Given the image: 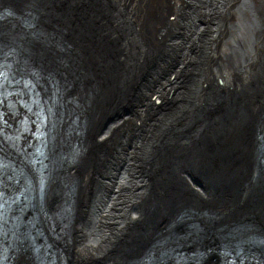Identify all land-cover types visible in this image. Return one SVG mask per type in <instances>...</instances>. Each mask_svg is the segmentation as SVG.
<instances>
[{"label":"bare ground","instance_id":"6f19581e","mask_svg":"<svg viewBox=\"0 0 264 264\" xmlns=\"http://www.w3.org/2000/svg\"><path fill=\"white\" fill-rule=\"evenodd\" d=\"M27 2L23 12L11 2L0 5L11 6L9 15L3 13L8 7L0 8V58L8 60L13 76L29 75L44 94L36 99L14 90L15 100L7 103L0 90V121L6 123L0 128V151L12 163L0 172V185L17 191L24 182L37 181L32 167L22 161L20 145L31 142L24 129L39 125L49 107L48 176L42 194H35L0 226V259L7 264H40L44 258L40 246L49 245L47 258L53 263L55 259V264H84L99 257V264H138L142 254V264H224L225 249L237 250L240 264H264V0H185L179 7L176 0H119L112 19L129 28L122 39L126 47L137 43L143 50L147 19L157 14L167 18L166 25L176 27L172 45L178 53L175 65L149 84L134 107L117 111L105 127L93 122L102 89L83 86L63 60L78 50L77 35H71L63 14L61 19L55 16L59 10L50 0ZM90 4L83 9L91 11ZM37 6L48 11L53 28L47 27L41 12L30 28L11 16L30 18ZM116 27H111L114 34ZM58 48L64 50L59 68L47 66L41 51ZM121 58L127 65L125 55ZM26 68L31 74L20 73ZM50 74L60 79L58 89L48 85ZM0 84L9 87L10 78ZM114 104L117 108L118 102ZM103 115L99 112L100 118ZM132 123L137 126L130 130ZM11 127L20 133L3 131ZM74 128L78 133L68 135ZM92 133L95 140L114 142L108 156L97 158L104 164L82 218L78 214L84 175L77 168L91 162ZM71 139L81 143V151L64 163L63 152ZM160 151L178 154L177 173L184 182L180 188L194 193L190 200L194 209L178 207L152 223L147 206L154 196L149 189L153 179L166 177L168 161ZM196 169L206 171L204 184L192 176ZM71 183L73 202L66 220L62 209L70 190L64 185ZM215 183L234 187L216 195ZM209 193L211 199L206 197Z\"/></svg>","mask_w":264,"mask_h":264},{"label":"water","instance_id":"95a60500","mask_svg":"<svg viewBox=\"0 0 264 264\" xmlns=\"http://www.w3.org/2000/svg\"><path fill=\"white\" fill-rule=\"evenodd\" d=\"M176 1L177 7L183 5L182 0ZM50 2L53 3L54 9L59 10L58 13H54L55 16L61 19L63 18L61 16L63 14L65 16L63 19H67L68 22L65 23L66 27L73 30L71 35H77L78 37L79 48L75 52V55L64 57L63 60H67L69 66L79 76V81L83 86L87 88L96 86L103 91L98 100L96 115L93 117V122L96 126L105 127L120 109L121 111L131 110L134 107V101L138 100L149 84L166 74L170 69L169 66L173 64L176 46L172 44L177 32L176 27L172 24L171 26L166 25V22H169L166 17H158L157 14L150 16V24L145 27L146 36H143V50L139 51L137 43H131V46L126 47L122 42L129 28L124 24L118 26L113 22V11L117 8L119 0H82L80 2L73 0H50ZM173 2L175 3V0ZM89 4L91 5V11L83 9L88 8ZM35 17V14L30 11V18L21 17L23 19L19 22L21 25H25L26 28H30ZM2 18L0 17V19ZM111 27L117 28L115 35L108 34V29ZM34 48L39 50L40 46L34 45ZM58 49L60 51H50L51 49L41 51L45 57L42 60L47 66L58 64L57 68H59L62 57L60 52L64 50ZM19 52L22 55L20 49ZM121 55H125L127 65L124 64L125 62L122 60ZM162 63L165 64L162 65ZM50 76L47 81L48 85L50 86L51 84L53 88L58 89L56 84L58 81L61 84L60 79L56 75ZM49 99L51 98L49 97ZM115 102H118L117 108H115ZM98 110L99 112H104L103 119L100 118ZM78 130V128H74L68 135L70 133L77 134ZM183 130L186 131L188 128L185 127ZM164 145L168 146L170 144L167 145L165 143ZM80 151L81 143L78 140L71 139L67 142V147L63 152L62 162H70L75 159L80 154ZM107 151L105 147H101L99 150V146H97L93 151V155H91L90 165H92V161L99 163L97 158L103 157ZM160 154L168 161L167 169L165 170L166 177L156 180L158 184L157 190L150 195L152 198L154 196L151 200L150 208L149 205L147 206V209L150 210L149 220L152 223L161 214L167 217L173 209L182 207L187 199L190 198L191 200V197L194 196L193 192L186 190L187 188H180L181 185H184V182L181 181L177 173V162L175 159L178 157V154L170 151H160ZM199 171L198 169L194 170L192 176L200 184H204L206 181V171H201V174L198 173ZM233 187L234 185L231 183L224 184V186L221 184L219 187L218 183H215L212 190L216 195H221L224 192H232ZM64 188L70 190L69 196L66 199L65 209H62V214L67 220L72 209L71 203L73 200L69 201V198L72 196L74 185L72 183L67 184L64 185ZM186 206H183L182 209L190 208L188 205ZM145 228L146 225L139 229ZM136 261L138 264H142L143 254Z\"/></svg>","mask_w":264,"mask_h":264},{"label":"rangeland","instance_id":"374dc122","mask_svg":"<svg viewBox=\"0 0 264 264\" xmlns=\"http://www.w3.org/2000/svg\"><path fill=\"white\" fill-rule=\"evenodd\" d=\"M3 2H11L12 4H13V7H15L16 9L15 10H17V12L19 11V12H23L24 10H26L28 7H27V4H29V2H27V0H0V5H3ZM156 4V3H155ZM38 6H40V5H38ZM34 7L33 8V13L34 14H36V16L37 15H39L38 14V12L40 13H42V18H43V20H44V22H46V24H47V27L48 28H53L54 27V24H50L51 22L49 21V20H47L48 19V16H47V10L45 9H43V7ZM3 7H8V8H3ZM10 4H9V6L8 5H5V6H0V8H3V13L4 14H6V15H9V14H11L10 13V11H7V10H10ZM40 8H42V10L40 9ZM14 10V9H13ZM11 16H15V17H13V18H16V20L17 21H20L21 22V19H23V18H21V17H18V16H16V15H11ZM167 16V15H166ZM19 19V20H18ZM171 19V18H170ZM148 21H149V18L147 19ZM23 21V20H22ZM16 22V21H15ZM50 22V23H49ZM22 23H25V22H22ZM174 23V22H173ZM26 24V23H25ZM13 25H15V26H11L10 27V29H13V28H15L16 27V24L14 23ZM113 33V34H112ZM46 34V33H45ZM109 34H111V35H115L114 34V32H113V30H112V28H110L109 29ZM10 38H15V35L14 36H11ZM13 39H9V41L8 42H10V41H12ZM177 50V49H176ZM178 52L177 51H175V53H174V55H173V58H174V56L177 54ZM41 63V62H40ZM20 73H27V74H31L30 73V69H27L26 68V71H24V72H20ZM114 116V115H113ZM101 119H103V117H101ZM137 123H135V125H134V123H132L131 125H130V130L132 129V127L134 128V127H136L137 125H136ZM128 129V128H127ZM92 136H93V141H95V143L93 142V146H92V150H90V155H93V151L95 150V148L97 147V146H99V150H100V148L101 147H105L106 148V150H108L107 151V153H105V155L106 156H108V154L112 151V149H113V142H114V139L112 140V141H110V142H101V141H98V140H95V137H94V135H93V133H92ZM57 143H59V140L57 141ZM109 145V146H108ZM57 146V145H56ZM109 147H110V149H109ZM101 152V151H100ZM105 155L103 156V157H105ZM95 159V158H94ZM93 162V161H92ZM99 163L98 164H96L95 166H93V165H90L91 164V162H90V164H88V165H86V167H78L77 169L79 170V171H81L82 172V174L84 175V178L82 179V196H81V198H80V206H79V209H80V212H79V216L80 217H84V215H85V213H87V209H86V205L85 204H88V202H89V198L92 196V194H93V189H94V187H95V181L96 180H94L95 179V177L96 176H98V174H99V172H100V170L102 169V166H103V161H98ZM105 162V161H104ZM103 163V164H102ZM102 165V166H101ZM94 167V168H93ZM95 168H96V170H95ZM98 170H99V172H98ZM3 172V171H2ZM93 172H95L94 174H92ZM86 174H89L90 176L88 177V176H86ZM25 183V182H24ZM157 181L156 180H152V182H151V186H150V189H149V191L151 192V194L154 192V191H156L157 189ZM90 188V189H89ZM3 190H7V191H9V189H3ZM87 191V192H86ZM197 192V191H196ZM88 193H90V194H88ZM150 194V195H151ZM59 195H60V193H59ZM207 195V194H206ZM206 197H208V199L210 198V193L206 196ZM211 199V198H210ZM191 200H193V198L191 199ZM186 203L183 205V206H185V207H187L186 205H188L190 208L189 209H194V207H192L190 204V198L189 199H187L186 201H185ZM146 205V204H145ZM18 210V209H17ZM227 218V217H226ZM145 220H146V218H145ZM134 221H135V219L134 220H132V221H130L129 223H131V222H133L132 224H130V226H128V228L127 229H125L126 230V232L128 231V233H130V231L129 230H131V228H132V225L133 224H135L134 223ZM225 221V220H224ZM226 221H227V219H226ZM165 222H166V220H165ZM165 222H164V225H165ZM261 223H263V222H261ZM167 227V226H166ZM124 230V231H125ZM213 252H215V250L213 251ZM212 252V253H213ZM211 253V254H212ZM110 254V253H109ZM210 254V255H211ZM102 258H98V259H86L83 263L84 264H99V262H100V260H101ZM96 261V262H95ZM216 262H220V259H219V261L217 260V261H212V259H211V263H216ZM221 263V262H220Z\"/></svg>","mask_w":264,"mask_h":264},{"label":"flooded vegetation","instance_id":"af4514ba","mask_svg":"<svg viewBox=\"0 0 264 264\" xmlns=\"http://www.w3.org/2000/svg\"><path fill=\"white\" fill-rule=\"evenodd\" d=\"M185 0H182V3L184 4ZM182 5V4H181Z\"/></svg>","mask_w":264,"mask_h":264}]
</instances>
